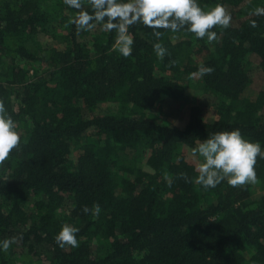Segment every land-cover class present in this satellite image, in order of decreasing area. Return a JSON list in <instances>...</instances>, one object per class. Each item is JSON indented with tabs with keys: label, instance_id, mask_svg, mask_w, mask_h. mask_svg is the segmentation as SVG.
<instances>
[{
	"label": "trees",
	"instance_id": "trees-1",
	"mask_svg": "<svg viewBox=\"0 0 264 264\" xmlns=\"http://www.w3.org/2000/svg\"><path fill=\"white\" fill-rule=\"evenodd\" d=\"M197 2L203 9L243 0ZM257 8L264 0L252 11L243 7L238 24L214 28L218 39L211 43L187 28L160 29L158 40L152 29L133 25V51L125 58L115 50L114 31L97 24L99 31L78 32L70 20L80 10L71 14L65 0H0V100L21 136L0 167V242L17 237L23 249L16 253L21 257L12 246L0 249V264L30 256L41 264H264V158L257 157L254 196V184L231 187L226 179L204 189L183 152L231 130L264 150V92L239 103L252 81V57L264 76V14ZM81 10L92 13L88 0ZM38 34L63 48L31 52L27 43ZM172 34L185 39L173 41ZM195 42L207 54L201 65L215 69L210 75L200 76L201 65L188 59ZM155 43L168 50L163 60ZM21 60H46L48 68L31 78ZM193 73L220 99L214 120L205 119L200 102L187 109L182 125L143 115L179 100L181 76ZM106 102L123 109L95 111ZM129 152L143 165L124 161ZM64 199L71 206L61 216ZM96 203L97 218L82 211ZM65 222L79 229V247L56 243Z\"/></svg>",
	"mask_w": 264,
	"mask_h": 264
},
{
	"label": "clouds",
	"instance_id": "clouds-1",
	"mask_svg": "<svg viewBox=\"0 0 264 264\" xmlns=\"http://www.w3.org/2000/svg\"><path fill=\"white\" fill-rule=\"evenodd\" d=\"M65 3L77 10L78 15L70 20L79 31H91L97 24L102 30L116 33L115 50L125 58L133 51L134 38L130 27L137 24L153 30L155 37L161 38L160 29L173 33L181 29L187 30L198 39L207 38L209 43L218 39L214 28L227 29L231 25V14L222 5H216L204 11L197 0H88L92 9L90 14L83 8V0H65ZM257 15L264 14V8L255 10ZM256 27V21L251 23ZM157 57L161 60L168 55V50L161 43L153 45ZM173 64L176 62L173 61ZM214 68L201 65L200 76L210 75ZM17 124L8 114L3 100H0V167L9 159L14 150L19 149L21 136L16 130ZM197 154L203 158L199 163L195 183L204 189L215 188L225 179L231 187H244L258 182L255 166L257 157L264 158V150L259 143L243 138L239 130L216 132L192 149V156ZM185 182H190L186 174L181 173ZM167 179V177H166ZM87 214L91 212L97 218L101 212L98 203L92 209L82 208ZM79 229L64 225L56 235L55 241L61 247H79L76 234ZM17 237L6 238L0 242V249L8 252Z\"/></svg>",
	"mask_w": 264,
	"mask_h": 264
},
{
	"label": "rangeland",
	"instance_id": "rangeland-1",
	"mask_svg": "<svg viewBox=\"0 0 264 264\" xmlns=\"http://www.w3.org/2000/svg\"><path fill=\"white\" fill-rule=\"evenodd\" d=\"M262 0H243L242 4L238 7H234L228 4L222 5L227 9V11L231 14L232 20L231 25L238 24L242 19L244 15H241L240 10H242L243 7L249 6L250 10L252 11L253 8L255 9L256 6L261 3ZM216 6V5H215ZM215 6H208L203 8L204 11H209ZM242 6V7H241ZM241 7V8H240ZM79 10L73 9V12L71 14H75ZM99 31L98 27H95L93 30L90 31V33ZM173 41H180L184 40L185 37L181 34H172L171 35ZM196 51H192L189 54V61L192 64L195 65H201L205 57L207 56L205 51H197L200 44L198 42L194 43ZM27 47L31 52L36 53L37 55L41 54V50L45 48L55 47L57 49L63 48V44L60 41H57L55 39H52L46 35L38 34L36 35L33 40L29 41L27 43ZM42 55V54H41ZM44 56V55H42ZM252 67H251V76L252 81L249 84V86L246 88V90L243 92V94L240 97L239 103L241 104L242 100L245 98L248 99H255L257 94L259 92H264V76L260 69L257 66V58L252 57ZM21 66L28 69L29 71V77L32 78V76L36 73H41L44 70L46 71L48 68V63L46 60L44 62H36V63H28L26 61H20ZM181 82L184 86V93L182 97L179 100H166L165 102L161 103L159 106L149 110L145 111L143 115L145 117H148L158 123H166V124H174V125H182L185 121V117L187 114V109L192 106L193 104H196L197 102L202 103L203 106H205L203 110V114L205 116V119L207 120H214L217 117V104L219 102V97L213 98L212 94L209 90L204 88L203 84L201 83L200 76L196 73H193L191 75H182L181 76ZM119 109H123V107L119 106L116 103L112 102H106L100 104L95 111H111L115 112ZM261 112L264 114V110L262 109ZM264 119V115H263ZM184 154L186 155V158L189 162H192L196 165L198 168L199 163L202 162L203 158L200 157L198 154L197 156H192V149L190 148H184L183 149ZM124 161H126L128 164L142 166L143 165V159L138 156L135 152H129L126 153L124 156ZM255 189L253 190V195L257 196L260 193L259 186H256L254 184ZM264 192V191H263ZM71 204L68 199H64L61 207L58 210L59 215H63L64 213L68 212V209L70 208ZM65 225H69V223L65 222ZM100 243H93L92 244V251L97 252L98 245ZM12 246V250L14 251L15 255H18L21 257L20 254H16L20 251H23L21 246L18 243H14ZM40 250L39 247L37 248V251ZM42 259L38 258L37 256H30V257H24L22 263L19 261L17 264H41Z\"/></svg>",
	"mask_w": 264,
	"mask_h": 264
}]
</instances>
